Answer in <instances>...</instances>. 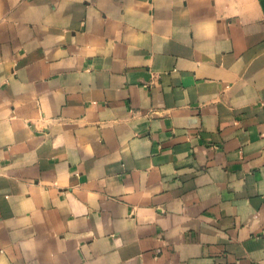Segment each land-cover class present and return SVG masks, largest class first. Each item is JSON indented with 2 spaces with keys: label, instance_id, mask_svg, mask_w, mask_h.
I'll return each mask as SVG.
<instances>
[{
  "label": "crops",
  "instance_id": "1",
  "mask_svg": "<svg viewBox=\"0 0 264 264\" xmlns=\"http://www.w3.org/2000/svg\"><path fill=\"white\" fill-rule=\"evenodd\" d=\"M0 264H264V0H0Z\"/></svg>",
  "mask_w": 264,
  "mask_h": 264
}]
</instances>
